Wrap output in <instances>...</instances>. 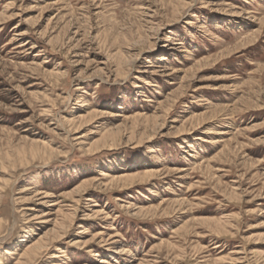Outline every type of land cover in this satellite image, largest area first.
<instances>
[{"label": "rangeland", "instance_id": "rangeland-1", "mask_svg": "<svg viewBox=\"0 0 264 264\" xmlns=\"http://www.w3.org/2000/svg\"><path fill=\"white\" fill-rule=\"evenodd\" d=\"M103 262L264 264V0H0V264Z\"/></svg>", "mask_w": 264, "mask_h": 264}, {"label": "bare ground", "instance_id": "bare-ground-1", "mask_svg": "<svg viewBox=\"0 0 264 264\" xmlns=\"http://www.w3.org/2000/svg\"><path fill=\"white\" fill-rule=\"evenodd\" d=\"M177 45V44H176ZM92 117V116H91ZM80 119V118H79ZM85 119V117H82L81 119H80V121H83ZM201 121V120H200ZM82 124V123H81ZM200 124V123H199ZM115 133V132H114ZM118 133H120V132H118ZM114 134L113 133H108V134H106L103 138H102V142H98V143H96V145H95V147L97 146V147H99L98 145L100 144V145H103V144H106L107 143V140H108V138H111L112 136H113ZM109 136V137H108ZM117 139V138H116ZM94 146V145H93ZM151 176H153L152 175V173L151 172H148V173H145L144 175H143V179H145V178H149V177H151ZM129 178H134V176H132V177H123V178H120V179H118L116 182L117 183H121V182H124L125 180H129ZM126 183H128V181L126 182ZM82 186V185H81ZM49 196H45L44 197V199H46V198H48ZM139 217V216H138ZM62 228V227H61ZM55 233V232H54ZM42 243V242H41ZM41 243H39V244H37L36 245V248H32L31 250H30V254H33V252L34 251H36V249H38L42 244ZM104 264H108L107 262H103Z\"/></svg>", "mask_w": 264, "mask_h": 264}]
</instances>
